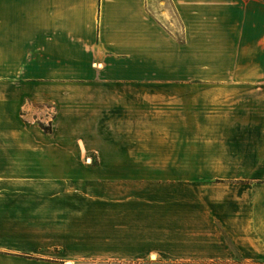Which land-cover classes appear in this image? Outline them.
<instances>
[{
  "label": "crops",
  "instance_id": "obj_1",
  "mask_svg": "<svg viewBox=\"0 0 264 264\" xmlns=\"http://www.w3.org/2000/svg\"><path fill=\"white\" fill-rule=\"evenodd\" d=\"M173 24L264 64V0H0V264H264V70L219 72L217 195L146 163L179 157L147 97Z\"/></svg>",
  "mask_w": 264,
  "mask_h": 264
},
{
  "label": "rangeland",
  "instance_id": "obj_2",
  "mask_svg": "<svg viewBox=\"0 0 264 264\" xmlns=\"http://www.w3.org/2000/svg\"><path fill=\"white\" fill-rule=\"evenodd\" d=\"M169 26L171 27L166 29V33L171 37L170 40L175 46L172 50L173 61L156 66L147 65L148 71L153 70L161 75L154 84L157 89L159 88V93L147 95V97L148 103L159 104V110L156 113L159 114L158 119L162 122L164 134L175 129L178 133V139L182 141L175 147L179 153L178 158L152 159L146 163L164 168L174 166L178 174L172 176L158 174L155 177L158 179L160 177L163 181L178 179L180 182L178 185L179 194L191 193L187 186L192 184L191 182H212L211 185L198 187L200 190L195 189L194 194L202 196L204 190H209L217 195L216 187L221 181H226L228 178L226 179L225 175L220 173L223 162L216 156L218 149L213 150L215 149L213 147L216 146L215 142L218 141V128L210 123L215 119V114L218 113L220 102L224 101L225 98L224 95L220 94V88L232 81L231 78L220 79L219 72L221 70L227 71V73L249 71L252 76L258 71L264 70V64L220 63L218 61L220 48L216 31L214 32L216 34L211 37L210 33L206 31L187 32L175 24ZM160 65L161 68L158 67ZM258 81V85L253 86L263 88L264 80L259 78ZM257 98L260 99L259 102H263L264 94H258ZM147 113L152 112L148 110ZM40 126L45 131L51 129L50 123L48 125L41 123ZM190 154L192 156L189 157ZM102 161V159L99 161L92 151L85 150L81 159H70L68 165L76 166L75 164L81 163L85 169ZM113 161L121 160L115 159ZM131 177L136 176L131 174ZM139 177L149 179L154 175L147 173L146 176ZM114 189L116 188L114 187ZM186 205L183 210L184 215H179V220H191L189 214H193L194 211L192 209L193 212L190 210L186 212ZM194 210L196 217H201L200 213H196L197 209ZM172 224L174 225V223Z\"/></svg>",
  "mask_w": 264,
  "mask_h": 264
}]
</instances>
